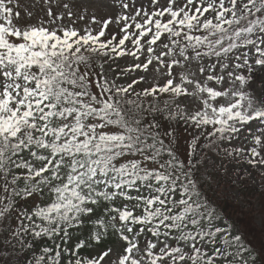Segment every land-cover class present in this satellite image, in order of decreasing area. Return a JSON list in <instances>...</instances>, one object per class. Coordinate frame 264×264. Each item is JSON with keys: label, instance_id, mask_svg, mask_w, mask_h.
Segmentation results:
<instances>
[{"label": "snow or ice", "instance_id": "1", "mask_svg": "<svg viewBox=\"0 0 264 264\" xmlns=\"http://www.w3.org/2000/svg\"><path fill=\"white\" fill-rule=\"evenodd\" d=\"M45 3L25 20L0 0V249L47 238L61 243L32 264H255L203 196L196 148L206 137L264 176V88L242 87L264 75L236 74L264 73V0H118L79 28L73 0ZM173 122L201 130L185 158Z\"/></svg>", "mask_w": 264, "mask_h": 264}, {"label": "rangeland", "instance_id": "2", "mask_svg": "<svg viewBox=\"0 0 264 264\" xmlns=\"http://www.w3.org/2000/svg\"><path fill=\"white\" fill-rule=\"evenodd\" d=\"M117 4L118 0H73V11L86 17L84 21L77 22L76 26L79 28L87 25L93 15L98 20L113 15ZM47 6L45 0H20L19 10L25 20L29 19L25 13H33L31 19L34 20L44 17ZM53 9L54 11L60 10L56 8L55 3H53ZM92 27L95 28L96 26L92 25ZM112 27L115 30V26ZM119 63L121 67H125L130 61L121 60ZM176 71L179 70L177 69ZM253 73L257 77L264 75L258 67H254L252 71L243 69L236 72V74H243L246 77H252ZM141 74L139 72L133 73L134 76ZM204 78L200 77L202 80ZM145 86L147 85L141 83L137 86V91L143 89ZM210 86L215 85L210 84ZM242 87L249 94L255 96L260 89L264 88V81L257 79L255 89L246 86ZM199 131H192L190 125H184L183 122L177 123V141L174 147L181 158L187 156L192 135L195 136ZM206 141L208 142L207 138L204 142ZM242 142L235 141L234 144ZM205 146L206 157L213 162L215 169L221 173V177L224 180L220 181L219 178L215 180V186H218L217 194L224 195L232 203V207L229 208L228 213L232 216V220L236 222L239 230V232L233 230L234 234L241 235L245 246L253 249L254 255L260 258L261 264H264V176L261 175L259 170L251 168L243 161L226 158L222 150H210L207 144ZM223 174L232 183H229L226 177H223ZM76 235L75 231L73 243L76 242ZM115 240L116 238L111 243H108L107 246L116 247ZM58 242L61 243L59 240ZM88 250V254L91 253L93 256L98 251V249L94 250L91 246L88 247Z\"/></svg>", "mask_w": 264, "mask_h": 264}, {"label": "trees", "instance_id": "3", "mask_svg": "<svg viewBox=\"0 0 264 264\" xmlns=\"http://www.w3.org/2000/svg\"><path fill=\"white\" fill-rule=\"evenodd\" d=\"M184 124V123H183ZM186 125V124H184ZM172 126L174 127L176 134H177V122H173ZM191 130L198 131L199 129H194L191 127ZM201 131V130H200ZM199 131V133H200ZM198 133V134H199ZM198 134H195L197 136ZM194 136L192 135V138ZM206 137L201 136L198 141V146L196 148V152L199 154L200 159L207 160L208 162L206 164H201L198 166V176L200 177L201 181V191L203 196L208 200L210 205L214 207L218 213H220L225 220H227L233 227V230L236 232H239L238 227L236 225V222L232 220V216L228 213V210L230 207H232V203L222 194H217L218 186H215V180L219 178L220 181H224L221 177V173H219L215 167L213 162L206 157L205 155V145L208 144V142H204ZM178 154V153H177ZM179 155V154H178ZM224 178L226 177L225 174H223ZM227 181L229 183H232V181L227 178ZM258 191V189H256ZM33 205V201L29 200L27 202L26 207L31 208ZM102 208H98V212H102ZM91 228V225L87 222L82 228H79L76 230L77 235L80 239H87L89 236V230ZM115 237H111L109 239L108 243H111L114 240ZM32 244L31 248H21L19 245H15L14 247H9L7 245L4 246L3 249H0V256H2V259H0V264H5V261H10L11 264H32L35 257H38L42 254V249L45 247H53L54 243H59L58 240L53 242L52 240H49L47 238L44 239H36L35 241H30ZM3 243L2 237H0V244ZM75 243V242H74ZM88 248H86L84 251H82L80 254L82 256L88 254ZM6 253V254H5ZM255 264H261L260 258L255 256Z\"/></svg>", "mask_w": 264, "mask_h": 264}]
</instances>
